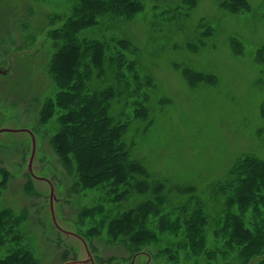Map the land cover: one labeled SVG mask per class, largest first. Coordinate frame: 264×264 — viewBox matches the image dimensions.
Masks as SVG:
<instances>
[{
  "label": "rangeland",
  "instance_id": "obj_1",
  "mask_svg": "<svg viewBox=\"0 0 264 264\" xmlns=\"http://www.w3.org/2000/svg\"><path fill=\"white\" fill-rule=\"evenodd\" d=\"M139 1L76 22L83 0H0V129H11L0 133V204L12 210L0 217V258L19 245L36 264H92L72 262L88 258L84 244L55 228L50 185L30 176L31 137L18 131L28 128L33 170L55 184L56 217L85 238L95 264L247 263L232 233L257 234L264 220V182L254 175L264 164L244 155L264 158V0L236 10L228 0ZM66 40L79 46L62 58ZM73 121L103 128L114 146L126 142L119 183L77 175L73 151L60 145L74 148V135L63 136ZM247 172L254 184L240 200ZM141 200L150 202L139 213L127 209ZM24 210L21 220L13 213Z\"/></svg>",
  "mask_w": 264,
  "mask_h": 264
},
{
  "label": "trees",
  "instance_id": "obj_2",
  "mask_svg": "<svg viewBox=\"0 0 264 264\" xmlns=\"http://www.w3.org/2000/svg\"><path fill=\"white\" fill-rule=\"evenodd\" d=\"M83 1L84 2H82L81 6H83V9H86V12L76 17L73 16L76 22L87 21L88 18L92 19L95 12L99 13L102 10H106L110 8H116V10L121 9L122 11L129 12L131 9L138 7L140 4L139 0H83ZM244 1L246 0H228L227 2H225L226 4L223 3V0L221 2L223 3V5L226 6V8L230 10L231 9L236 10L237 7H240L241 5H243ZM88 16H92V17H88ZM67 46L69 47V50L72 53H74L76 49L78 48L79 44H76V42L74 41H68V40L60 42V47H62V52H61L62 58H64L66 55L70 53V51L68 52V54L66 52ZM87 47L88 49L91 50L90 44H88ZM99 47L102 49L101 45H99ZM95 52L96 51L91 53L92 58L96 57ZM72 56L70 58L68 57L69 60L71 59V61H72ZM68 58H66V61H68ZM72 92L73 91H70L68 93L70 98L75 96L72 94ZM71 106H73V104ZM75 108L76 106L75 107L73 106L72 109H75ZM44 109L45 108H43L42 112L44 111ZM69 115H70V111L68 112V116ZM93 117L96 118L97 122L101 121L103 118V116H101L97 110L93 112ZM109 117H111L110 114L107 115V118ZM68 131H70L71 134H73L75 137V140H76L75 146L73 145L74 143L73 141H69V142H72V143H69L70 144L69 146L73 145L74 148H67L62 143H60V145L70 151L71 150L73 151L75 159L79 163L78 166H75V168L78 170L76 173L77 175H80L81 180L83 179L92 180V179H98L101 177L105 178V177H108L110 174V176H113L111 179L114 178V181H113L114 185L119 183V181H121L122 179L121 172L122 170H125V167L127 166V164L126 163L120 164L119 157H120V154L123 155V152H126V150L119 151L118 148L126 143L124 142V140H122L121 143H116L114 146L112 140L111 141L107 140L108 132L104 130L103 128H99V126L88 128L85 125L79 124L74 121L69 122L63 128L64 137H66V134ZM78 133H81L83 136L77 135ZM88 141H90L91 143L89 144ZM244 155L246 157H254L260 165L264 164V158L262 159L260 156L256 154L252 155V153H247ZM70 156L71 158H73L71 154ZM133 163H135V165L141 164V166L143 167L142 160L133 159ZM236 163L237 161L235 160L230 165V168H229L230 171L228 172L229 174L233 173V169L235 168ZM120 165H121L122 170H120V167H119ZM0 174L6 176L7 170L0 169ZM254 175H255L256 186L260 187L258 185V181H259V178H262L264 182V169H261L258 166L256 169H254ZM145 181L149 182L147 179H145ZM231 182L232 181H230L229 183ZM252 182L254 184V181L250 180L249 173L247 172V174L242 178V181H240V184L238 185V189L240 190L238 193V196L240 200L244 199L243 194H248V191H247L248 184ZM4 184L5 182L2 181V179L0 178V186ZM29 184H30V181H29ZM188 186H193L195 189L198 188L194 184L188 185ZM157 188L160 189L159 197L167 199L166 195L170 189L165 192L161 191V188H164L165 190L168 189L167 182L166 181L159 182L157 184ZM195 194L189 195V198L194 197ZM230 196L231 198L233 197L235 198L233 193H231ZM260 198L264 200V189L260 191ZM232 201L233 199L229 200V202H232ZM147 202L149 204L150 200H141L137 204L130 206L127 209H130L129 211H132L134 213H139L140 207L144 206V204L146 205ZM185 206H187V204L182 205V207H185ZM242 206H245V204H243ZM9 211L12 212L9 206H2L0 204V217L5 216L4 214H6V212H9ZM223 212L224 211H221L219 214H223ZM13 213L15 216L18 217L19 220H21L27 212L26 210H24V211H15ZM2 219H0V221ZM15 221H16V218H15ZM240 221L243 222L242 219H240ZM4 225L5 223L0 226L1 230L4 227ZM137 225H138V222H129L125 226L128 229L131 226L134 227ZM256 230L258 231L257 234L255 233L251 234L248 226H243V227L236 226L233 229L232 239H236L238 242H242V241L245 242L244 246L242 247V252H243V257L246 258L245 259L247 262L246 264H249L251 262L252 264H264V220L260 221L256 225ZM147 233L148 231L146 229L141 228L140 231L138 232V236L143 237L144 234H147ZM10 234L16 236L14 239L20 238L21 230L16 225V229L13 230V232L10 231ZM10 249L13 250L10 257L4 258V259L0 258V264H34V262L36 264V260L35 258H33L32 254L30 252H24L22 249L19 248V245H14Z\"/></svg>",
  "mask_w": 264,
  "mask_h": 264
},
{
  "label": "water",
  "instance_id": "obj_3",
  "mask_svg": "<svg viewBox=\"0 0 264 264\" xmlns=\"http://www.w3.org/2000/svg\"><path fill=\"white\" fill-rule=\"evenodd\" d=\"M7 130H11V129L2 128V129H0V133L3 132V131H7ZM12 131H15V130H12ZM18 131H26V132H29L31 134V137H32V152H31V156H30V160H29V164H28L29 165V171H30V173H31V175L33 177L38 178V179H42V180H46L50 184V187H51V193H50V208H51L52 220H53L54 225L60 231L78 237L83 242V244L85 246V249H86L88 258L83 259V260H74L72 262H74V263H86L88 261L93 262V257H92L91 251L89 249V246H88L87 242L84 240V238L82 236H80L79 234L75 233V232H70L68 230H65L58 223V220H57V217H56V213H55V207H54L55 191H54V185H53V183L48 178L39 177V176H37L34 173L32 164H33V160H34V157H35V154H36V149H37V140H36L35 134L30 129H27V128H21V129H18Z\"/></svg>",
  "mask_w": 264,
  "mask_h": 264
}]
</instances>
